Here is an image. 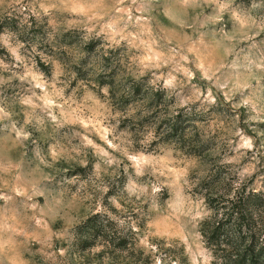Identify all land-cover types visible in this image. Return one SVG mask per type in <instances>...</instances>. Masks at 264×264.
<instances>
[{"label": "rangeland", "instance_id": "374dc122", "mask_svg": "<svg viewBox=\"0 0 264 264\" xmlns=\"http://www.w3.org/2000/svg\"><path fill=\"white\" fill-rule=\"evenodd\" d=\"M235 196L249 231L208 245ZM246 249L264 264V0H0V264Z\"/></svg>", "mask_w": 264, "mask_h": 264}, {"label": "trees", "instance_id": "16d2710c", "mask_svg": "<svg viewBox=\"0 0 264 264\" xmlns=\"http://www.w3.org/2000/svg\"><path fill=\"white\" fill-rule=\"evenodd\" d=\"M235 197L234 201H226L227 204L224 203L221 205L220 203L219 205V203H217L213 205V215L201 223V234L208 245H212L214 241L221 240V238L227 236L226 234H228L229 231H233L232 233L234 235L236 233L240 235L242 231H249L250 219L247 217L245 209L247 203L242 199L240 201L237 196ZM102 227L103 225L100 222L92 223L90 231H83L88 235L83 238L81 244L85 245V247L91 246L98 238L104 237L106 235L105 232L100 231ZM248 253V249H246L241 255L237 254L234 258V264H240V261L247 258Z\"/></svg>", "mask_w": 264, "mask_h": 264}]
</instances>
